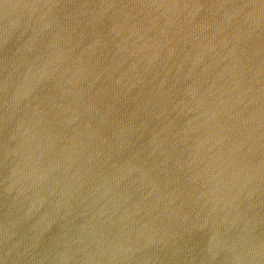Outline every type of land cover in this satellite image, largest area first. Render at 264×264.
I'll list each match as a JSON object with an SVG mask.
<instances>
[{
    "label": "water",
    "instance_id": "obj_1",
    "mask_svg": "<svg viewBox=\"0 0 264 264\" xmlns=\"http://www.w3.org/2000/svg\"><path fill=\"white\" fill-rule=\"evenodd\" d=\"M0 264H264V0H0Z\"/></svg>",
    "mask_w": 264,
    "mask_h": 264
}]
</instances>
